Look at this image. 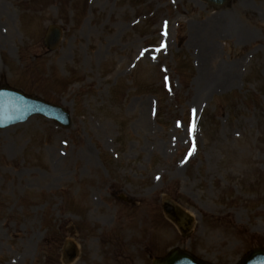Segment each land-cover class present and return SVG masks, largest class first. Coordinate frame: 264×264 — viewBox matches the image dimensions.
Returning <instances> with one entry per match:
<instances>
[{"label": "rangeland", "instance_id": "374dc122", "mask_svg": "<svg viewBox=\"0 0 264 264\" xmlns=\"http://www.w3.org/2000/svg\"><path fill=\"white\" fill-rule=\"evenodd\" d=\"M212 18L243 42L216 38ZM51 24L63 40L47 53ZM0 85L72 114L67 131L39 117L0 131V264H62L68 242L72 264H151L174 247L237 264L264 247V0H0ZM164 200L196 217L189 236ZM151 206L156 228L131 222Z\"/></svg>", "mask_w": 264, "mask_h": 264}, {"label": "bare ground", "instance_id": "6f19581e", "mask_svg": "<svg viewBox=\"0 0 264 264\" xmlns=\"http://www.w3.org/2000/svg\"><path fill=\"white\" fill-rule=\"evenodd\" d=\"M243 5H246V3L244 1H241L239 3V6L236 8L238 11H240L241 8H243ZM226 16H229L228 14H224L222 19H224ZM209 25H218V35H215V37L217 38L219 35H224V34H230L233 35L238 42H243L245 36H246V31L244 28H237L236 26L230 27V25H232L233 20L232 19H228V20H224L223 22H219V21H215L214 18L209 19ZM232 28V29H231ZM227 69V68H226ZM225 69H219L218 73H224ZM218 81V80H217ZM231 82V80H228L226 82H220V85H228ZM211 87V86H210ZM210 87H207L206 90H210Z\"/></svg>", "mask_w": 264, "mask_h": 264}, {"label": "water", "instance_id": "95a60500", "mask_svg": "<svg viewBox=\"0 0 264 264\" xmlns=\"http://www.w3.org/2000/svg\"><path fill=\"white\" fill-rule=\"evenodd\" d=\"M217 1V0H216ZM225 1V0H221ZM51 32V34H50ZM58 41V35H56L55 33H52V30L49 31V34L46 37V44H48V47L53 48V46L56 44V42ZM37 107L39 109H36L34 112H38V113H43L45 115L51 116V117H57V113L54 110H51L45 106H43L42 104H37ZM172 257L170 256L167 260H165L164 262H158L157 264H170V262L172 261Z\"/></svg>", "mask_w": 264, "mask_h": 264}]
</instances>
